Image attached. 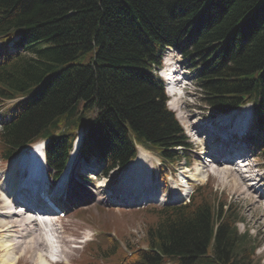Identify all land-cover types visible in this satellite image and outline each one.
<instances>
[{"label": "trees", "instance_id": "16d2710c", "mask_svg": "<svg viewBox=\"0 0 264 264\" xmlns=\"http://www.w3.org/2000/svg\"><path fill=\"white\" fill-rule=\"evenodd\" d=\"M0 41V104L25 97L3 115L4 161L49 139L58 175L84 127L82 154L105 175L139 145L178 162L190 145L157 74L168 46L198 62L215 112L253 104L264 160V0H0ZM150 212L133 255L110 236L89 251L107 264H255L257 239L239 231L236 208L208 183L189 202Z\"/></svg>", "mask_w": 264, "mask_h": 264}, {"label": "rangeland", "instance_id": "374dc122", "mask_svg": "<svg viewBox=\"0 0 264 264\" xmlns=\"http://www.w3.org/2000/svg\"><path fill=\"white\" fill-rule=\"evenodd\" d=\"M3 45L4 42L0 41V47ZM163 57L166 70L169 69L167 60L170 58H172V60L174 59V66H177V73L181 78V94L179 97H175L173 102L175 103L178 101L177 104L178 108L180 109H176L174 114L189 139L190 148L184 151L182 150L180 153L182 158H180L177 163L171 165L160 158L156 153L140 147L141 150H145L144 152L147 156V160L144 162L142 173L140 174L139 178L136 179V182L143 184L142 179L147 178V182H144L146 185L145 190L152 188H163L165 190V180L162 178L161 168H165L168 189L169 191L171 190L170 193L175 190L177 185H187V187H189L193 192L197 186L208 182V184L214 187L218 194L222 195V197L227 200L228 204L230 203L236 208L238 217L240 220H242V222L238 224L239 231L242 233L248 231L253 238L257 239L258 247L256 250L255 264H264V198L263 200H260L258 196L264 192V189L259 190L257 193H253L251 190L247 191L246 189L243 191V188L245 187L242 186L240 188L238 184L233 179H231L233 177L230 176L231 180H229L226 175L214 172L215 164L212 163V161L210 162V160L215 158L217 162H220V157L218 156L219 152L212 148L209 149L210 153L207 156L204 155L203 151L201 149H197L196 147L194 138L196 136L192 135L189 128L186 126V123L182 122V120L178 117V115L182 114L189 116L194 115L196 118H194V121L202 120L205 123H209L210 127L207 129L208 136H204L205 140L208 141L206 145H209L210 143L212 144L214 142L216 144V139L220 138L221 136L220 134L216 136V133L213 132V134L210 132L213 128L219 127L214 121L215 119L213 117L220 116V114L215 113V111L205 103V95L197 83L198 62H196L193 58L184 57L181 53L173 48H166L164 50ZM166 95L168 96L167 92ZM16 102L17 101L10 100L0 105V127L3 123H6L10 120L9 118L5 119L3 117L4 112L8 107H12ZM244 110L249 113L252 110V105L245 107ZM185 120L188 119L185 118ZM254 122L255 114L252 110L250 115V130L248 137L238 138L235 135L234 137L236 139H234V141H236V143L233 140L232 142L229 141L234 144L240 143V145L243 146V148L236 154L234 153L232 156H230V162H233L234 158H239L242 153H245L246 155L250 156L249 161L257 166L255 171L256 174H258L261 178H264V160L262 158V153L260 152L259 148H257L260 147L261 135L257 132ZM79 133L81 135L83 134L84 136L85 130H81ZM231 143H226L224 147H221L223 148L222 151L224 153L228 151V146ZM76 154V164L74 165L73 173L76 172L75 174L80 177L75 180L80 182L82 185H91L96 193H94L93 197L89 199V194L85 193L84 190H76L75 193L78 191L77 194L72 198H68H70V200H72L71 202L73 203H77L78 200H83V202H81L79 206L73 205L67 210H64L66 212L65 218H62V216H57L56 218L53 217L54 220H57L60 228L56 234L52 233V236L55 235L52 242L54 244L56 241L54 246L60 244L61 248L68 249L60 253V256L62 258V255L66 256V260H63L66 261L67 264H107V261L104 260L102 255L97 254L95 251H92L93 254L88 252V242L85 244L78 243L84 237L91 238V241L97 244L102 243L107 246L108 236L113 235L112 237L118 238L119 242L124 243L126 246L129 244H141V246L145 247V243H143L145 240V232L148 223L152 218L150 211H152V209H158L161 205H163V203H169L168 201L171 196H165L164 201L161 200L158 202H150L133 207H126V205L122 203L123 200L115 199L116 191L111 193L109 191L110 189L116 190L118 185H122V175L128 167H126L122 172L115 170L110 172L109 175H105L103 174L102 165L96 159L91 158L90 160H87L85 156L81 155L80 149L77 150ZM13 164L14 161L8 162L0 158V200L3 199L1 194L2 184L8 179L6 177L8 176ZM233 166L241 169V167L236 166V163H234ZM197 170L202 172L203 178L199 181L192 182L190 180V175L196 173ZM91 175H94L97 178L93 179L90 177ZM143 175H145V177ZM21 177L22 175L19 174L18 179ZM81 177L85 180H82ZM76 181H74V183H76ZM85 181L91 183L87 184ZM251 183L252 181L247 182V184ZM100 184H104V186H100ZM255 187L257 189L259 188V186ZM134 188V186H132L130 189L128 188V190H126V194H129ZM106 197L108 199H106ZM257 199L260 200V204L257 203ZM1 201L0 212L7 209L6 207H8L5 206L4 200ZM16 207H18V205H16ZM16 207L13 209L19 210V208ZM12 218L13 215H9L8 218L0 215V224L6 225L11 221ZM9 230L12 229L10 228ZM13 230L4 232L5 234H3V236H10L12 239H15L13 237V235H15ZM59 231L61 232L59 233ZM108 232H111V234ZM56 235H58V243L57 240H55L57 239L55 238L57 237ZM22 236L19 237L20 241L25 240L22 238ZM18 240L16 238V240L13 241L19 243L20 241ZM74 244L78 245L79 248H72L71 246ZM17 248L16 253L20 254L21 256L18 259V264H37V255L39 253L37 249L34 252L32 251L33 249L31 251L28 250L24 252V247ZM29 251L30 254L28 253ZM31 252H33V254Z\"/></svg>", "mask_w": 264, "mask_h": 264}, {"label": "bare ground", "instance_id": "6f19581e", "mask_svg": "<svg viewBox=\"0 0 264 264\" xmlns=\"http://www.w3.org/2000/svg\"><path fill=\"white\" fill-rule=\"evenodd\" d=\"M170 48L175 49L174 47H170ZM173 61H174V59L172 60V58L168 59L167 65L169 66V69L171 70V74L174 77L175 85L177 87H179V86H182L181 80H180L181 78L178 76L177 66L176 65L174 66ZM172 109L175 110V107H172ZM244 109H245V107L240 108L237 111L238 112H244L245 111ZM178 117H179V119L182 120V122L186 123V126L189 128L192 135L196 136V137H194L196 147H197V149H201L203 151L204 155L207 156L210 153L209 149H212V148H214L217 152H219V156H221L220 162H217L215 160V158L210 160V162L212 161V163L215 164L214 172H216L218 174L222 173V174L226 175L229 178V180L233 179L238 184V186L240 188L242 186H244L245 188H243V191H244V189H246L247 191L251 190L253 193H257L259 190L264 189V178H261L258 174H256L255 171H256L257 166H255L254 164H252L249 161L250 156L246 155L245 153H242V155L239 157V160H238L240 163L241 169L234 167L233 166L234 163L230 162L231 161L230 155L234 154L232 149L228 150L229 155H227L222 151L223 148H221V147H224V145L226 143H229V141H230L229 139L223 140L222 137H220V138L216 139V144L214 142L212 144L210 143L209 145H206L208 141L205 140L204 136H208L207 129H209L210 124L205 123L202 120L194 121V118H195L194 115L189 116V115H183L182 114V115H178ZM185 118H187L188 120H185ZM223 127L224 126L219 127L217 133L215 134L216 136L218 135V133L223 132V130H224ZM81 139H82V137L80 135L79 137H77V139L74 143V147H73L69 162L67 164V167L65 168L66 171H65L64 175L60 176L53 186H50L51 187L50 191L52 189V191L56 192L57 194H61V195H59V197H61L59 199V201L61 200V204L63 205L64 209H66V210L68 208L72 207L73 205L79 206L80 203L83 202V200H78L77 203H73V202H71L72 200H70V198L75 196L78 191L84 190L85 193L89 194V199L91 197H93L94 193H96V191H94V189L91 187V185H84V184L82 185L80 182L75 180V179L79 178L78 175L75 174L76 172L73 173L72 177H70L69 182L66 183L67 172L69 170H71L70 161L75 157L76 151L78 150L79 142ZM40 149H42V145L40 143H36L29 149V151L24 152L21 155H19L17 160L15 161V163L12 165L8 176L6 177L8 179L5 180L4 183L2 184L1 194H2L3 199H1V200H4L5 206H8V207H6L7 209L1 211L0 215L4 216L5 218H8L9 215L10 216L13 215V218L6 225L0 224V264H16L18 262V259L21 257L20 254L16 253L17 247L18 248L24 247V249H23L24 252H26L28 250L31 251L32 249H33L32 251L34 252L37 249L39 251V253L37 255V264H65L66 263L62 259H60V261H58L56 263H51L49 261V258L56 259V258H58V256L60 258V253L64 252L63 250L59 252V249L57 247L60 244L54 246L56 241L54 242V244L52 242L54 240L53 238L55 236V235L52 236V233L56 234V232H58V230H59V227L57 226V224L53 223L49 227L50 233H48V232L45 233L44 229L42 228V223L37 221L33 217L34 216L32 213L33 211L32 210L30 211L28 209L29 204L27 205V207L24 205H21V200H19L18 196L15 199L11 198V196L15 195V191L23 183V184L29 185V187L31 188L30 190L28 189L26 191V193H24V198L29 200L31 203H34L36 206H39V204L41 205V203H39V201L37 199L33 198L34 195L37 194L36 192L39 191L36 182L37 181H38V183L40 182L39 184L43 188H47L49 186V184L47 182V178H46V175L44 173V160L42 157L44 152H43V150H41L40 155L37 153V151H40ZM146 160H147V156L145 155V152L143 150H140L137 157L129 163L128 168L124 171V173L122 175L121 184L122 185L127 184L124 186L123 191L128 190V187L130 185H132L133 183H137L136 179L139 178L140 174L142 173L143 164H144V162H146ZM205 166H207V165H205ZM22 169L30 170V175L28 178H25L24 180L17 182L18 179H16L17 178L16 173L18 171L21 172ZM47 172L49 175V179L51 181V176H53V174H51L48 169H47ZM143 176L145 177V175H143ZM230 176L233 178L230 179ZM90 177H92L93 179L97 178L94 175H91ZM39 178H40V181H39ZM202 178H203V174H202V172H200V170H197L196 173H193L190 175V180L192 182L199 181ZM142 180L141 181L143 183L147 182V178H145V179L143 178ZM229 180H228V182H229ZM74 181H76V183H74ZM248 181H252V183L247 184ZM85 182H87V184L89 183L88 181H85ZM100 186H104V184H100ZM255 186H259V188L257 189ZM156 189L157 188H152V189H148L147 191H144L147 193L144 195V197H146V198L152 197L153 199L159 198L160 196H159L158 191H156ZM76 190H78V191L75 193ZM149 190H150V192H149ZM185 191L188 192L189 187L187 189H185ZM119 192H121V191H119ZM65 193L70 197L69 199H67L68 200L67 202L69 204L67 202L64 203L63 196L65 195ZM175 193L179 197H183L185 195V192H179L177 189L175 190ZM244 193H246V192H244ZM258 196H259L260 200H263L264 192L259 194ZM163 197L164 196H162V198ZM54 198H57V196H55ZM1 200H0V202H2ZM260 200L257 199V203L260 204L261 203ZM18 204H19L18 208H20V209L17 211L16 209H13V208H15L16 205H18ZM35 208H39V207H35ZM22 209H25L24 212H21ZM47 216L48 215H46V217L44 216L43 218H45V219L50 218ZM10 228L12 230L14 229L13 231H14L15 235H13V237L15 239H12L10 236H3V234H5L4 232L12 231V230H9ZM60 232L61 231H59V233ZM58 235H56L57 237H55V238H57V240H58ZM20 236H22V238H24L25 240L20 241V239H19ZM16 238H17V240L19 239L18 240V241H20L19 243L13 241V240H16ZM58 242L59 241H57V243ZM17 243H18V246H17ZM51 244H52V246H51ZM54 248H57V249H54ZM20 251H21V249H20ZM30 251L28 252L29 254H30ZM33 252H31V253L33 254Z\"/></svg>", "mask_w": 264, "mask_h": 264}]
</instances>
